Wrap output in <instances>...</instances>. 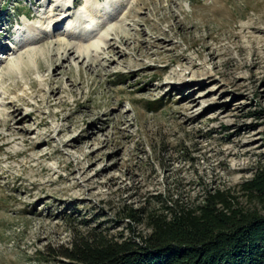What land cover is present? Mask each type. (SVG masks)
Listing matches in <instances>:
<instances>
[{
    "label": "rangeland",
    "instance_id": "374dc122",
    "mask_svg": "<svg viewBox=\"0 0 264 264\" xmlns=\"http://www.w3.org/2000/svg\"><path fill=\"white\" fill-rule=\"evenodd\" d=\"M73 1L69 12L91 24L89 39L75 30L84 44L101 51L115 30L135 38L120 45L125 63L106 70L73 54L55 86L77 93L48 106L38 68L74 30L75 18L52 26ZM84 1L0 0V119L7 101L24 99L17 123L36 112L63 129L34 153L52 155L29 163L20 142L0 140V264H58L48 249L91 229L146 235L128 210L155 209L158 196L198 202L264 166V0H108L116 9L103 28ZM16 127L32 138L47 130L32 118Z\"/></svg>",
    "mask_w": 264,
    "mask_h": 264
},
{
    "label": "trees",
    "instance_id": "16d2710c",
    "mask_svg": "<svg viewBox=\"0 0 264 264\" xmlns=\"http://www.w3.org/2000/svg\"><path fill=\"white\" fill-rule=\"evenodd\" d=\"M154 199L155 209L126 215L146 235L91 229L46 255L58 264H264V166L237 188L205 190L198 202Z\"/></svg>",
    "mask_w": 264,
    "mask_h": 264
},
{
    "label": "bare ground",
    "instance_id": "6f19581e",
    "mask_svg": "<svg viewBox=\"0 0 264 264\" xmlns=\"http://www.w3.org/2000/svg\"><path fill=\"white\" fill-rule=\"evenodd\" d=\"M75 2L76 1L70 3L68 5V12L66 10H64V14L62 15V17L57 19L56 21H54V23L52 24V26L55 27L54 30H56V29H58V27L61 24H64L68 20V18H73V19L75 18V20H74L75 23H74V27H73L74 30H71L68 33L64 34V37L68 40L64 39L61 42L57 43V48L54 50V53L51 54L52 56H50L51 57V59L49 60L50 62L44 61L45 65L44 66L41 65L38 68L40 71L44 72L45 75H44V78L42 79V82L40 83V85L36 89V91L46 95V96H44V98L41 99L40 102L42 104H46L48 106L53 105L54 98L58 94L71 93V94L75 95V93H77L73 89L68 91V88H66L67 86L66 87L61 86V85L55 86L57 84H61L60 76H62L64 73H67L66 70H68V68L71 67L70 61L73 58V54L75 55V58H77L78 60L82 59V62H84V60L85 61L88 60L90 67H93V65L95 64L96 69L99 66V68L101 67L104 70H106L114 64L115 65H121L122 63H125V61H124L125 60V53L123 51H120V45H125L127 41L128 42L130 41L129 39L135 38V37H131L128 39L127 36H122V35H121L122 37L118 36V31L115 30L114 35H117V38L111 39V40H107L104 37L100 38V40L103 44L101 51H97L96 45H92L93 48H91L89 45L84 44L83 36L87 39H89L92 36L91 34L88 35L87 34L88 32L86 31V30H89V27L87 29H84V28L88 25H91V24L86 25L87 22L82 18L81 15L76 16L74 11H73V13L69 12V11H71V10H69V6L70 5L73 6L75 4ZM84 2H85V5L88 8H90L89 11L92 15H94V14L101 15L99 20L95 21L96 27L97 26L102 27V28L105 27L106 24L108 23L110 16L112 15L113 11L116 9L115 8L116 4L113 2H109L108 0H107V2L106 1L101 2L99 0H93V1L85 0ZM127 17H130V14L127 15ZM78 28L79 29L81 28L80 32H84V34H82L83 36H81L80 33H76L75 30ZM140 34H142V33H140ZM142 43H144V42H139L137 48H139ZM2 47L3 46H0V48H2ZM135 48H136V46L134 47V50H136ZM104 54H108L109 57L104 58L103 57ZM67 63H68V65H65ZM10 74L12 75L13 73L10 72ZM108 83H110V82H108ZM71 84H73V85H71V87L77 86L74 83H71ZM80 84H82V83H80ZM44 86H47L48 90L45 89ZM36 87L37 86H33L32 88H36ZM62 98L63 97L60 96V97H58V100H59L60 104L64 105L65 101ZM15 105H16L17 109H15ZM6 106L9 107V109H13V111L11 110L10 113L6 114V117L0 119V129L5 128L8 131L7 133H1L0 132V140L5 141V143L2 146L5 147V146L12 145L14 143L20 142L24 148L22 151L19 152V154L23 155V156H27V158H29L27 163L32 162L34 160H42V159H46V158L50 157L52 155L50 152H42L36 156L34 153L36 151L40 150V148H41L40 146L42 143H45V144L51 143L54 139L53 135L54 134L59 135V134L63 133V129H61V128L55 129L54 127H51L49 125L48 121L44 117H41L40 115H38L36 112L35 113H29V114H27V116L25 118H22L20 121H18V123L21 122L22 120L25 121V120L32 118L36 122V128L37 129H40L41 127H46V129H47L46 134L38 133L34 138L29 137V135L31 134V129L17 128L16 126L18 123L15 121V115H14L15 112L20 111V109L23 106H30L28 101H26L24 99H20V103H17V104L15 103V101H7ZM113 113H115V112H113ZM92 127H93V125H92ZM93 128H95V127H93ZM80 138L81 137H79L78 139H80ZM62 144H63V146L69 145V143H66V142H63Z\"/></svg>",
    "mask_w": 264,
    "mask_h": 264
}]
</instances>
